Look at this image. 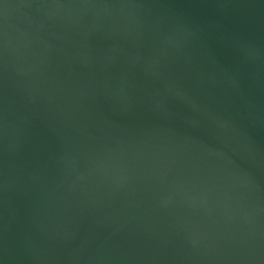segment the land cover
<instances>
[{"label": "water", "instance_id": "1", "mask_svg": "<svg viewBox=\"0 0 264 264\" xmlns=\"http://www.w3.org/2000/svg\"><path fill=\"white\" fill-rule=\"evenodd\" d=\"M0 264H264V0H0Z\"/></svg>", "mask_w": 264, "mask_h": 264}]
</instances>
